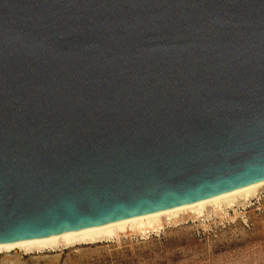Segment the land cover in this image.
Masks as SVG:
<instances>
[{
  "label": "water",
  "instance_id": "obj_1",
  "mask_svg": "<svg viewBox=\"0 0 264 264\" xmlns=\"http://www.w3.org/2000/svg\"><path fill=\"white\" fill-rule=\"evenodd\" d=\"M264 181V0H0V244Z\"/></svg>",
  "mask_w": 264,
  "mask_h": 264
},
{
  "label": "rangeland",
  "instance_id": "obj_2",
  "mask_svg": "<svg viewBox=\"0 0 264 264\" xmlns=\"http://www.w3.org/2000/svg\"><path fill=\"white\" fill-rule=\"evenodd\" d=\"M0 264H264V190L236 215H185L146 237L41 255L11 252L0 255Z\"/></svg>",
  "mask_w": 264,
  "mask_h": 264
},
{
  "label": "bare ground",
  "instance_id": "obj_3",
  "mask_svg": "<svg viewBox=\"0 0 264 264\" xmlns=\"http://www.w3.org/2000/svg\"><path fill=\"white\" fill-rule=\"evenodd\" d=\"M261 190H264V181L195 203L97 227L64 232L40 239L0 244V255L11 252L24 256L41 255L73 247L108 243L129 236L146 237L151 233L161 231L165 225L176 223L180 217L183 218L185 215L192 219L208 218L212 215L226 217L230 211L236 215L237 208L248 206Z\"/></svg>",
  "mask_w": 264,
  "mask_h": 264
}]
</instances>
